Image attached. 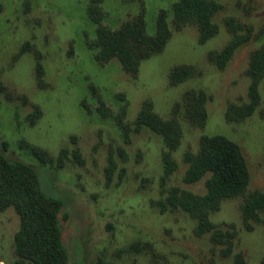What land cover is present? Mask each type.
Returning a JSON list of instances; mask_svg holds the SVG:
<instances>
[{"label": "rangeland", "instance_id": "obj_1", "mask_svg": "<svg viewBox=\"0 0 264 264\" xmlns=\"http://www.w3.org/2000/svg\"><path fill=\"white\" fill-rule=\"evenodd\" d=\"M177 1L101 0L103 25L111 30L142 18L153 36L158 15L167 16L171 37L165 48L143 60L132 76L117 60L96 61L90 0H0V153L10 163L31 166L45 194L61 201L68 264H232L235 253L247 264H264V213L248 229L242 197L224 200L210 216L216 227L234 233L230 255L226 245L196 237V222L185 212L162 213L159 207L172 187L205 193V178L183 181L184 157L198 152L202 136L235 142L249 173L247 193L264 194V81L250 117L237 123L225 119L230 104L249 101L245 72L251 53L264 44V0H215L221 4L213 16L217 33L204 44L195 25L173 27ZM248 32L250 41L223 70L208 60L210 52ZM180 66L192 67L194 76L172 86L170 72ZM199 90L207 95V121L196 127L179 116L182 140L170 152L176 168L166 176L163 156L170 150L162 137L145 127L130 132L126 143L119 116L124 113L123 123L132 126L142 104L150 103L155 114L168 119L186 92ZM101 105L108 115L99 111ZM34 148L54 162L42 163ZM109 156L115 167L108 181ZM18 229L13 209L0 212V264H14ZM135 244L141 248H131Z\"/></svg>", "mask_w": 264, "mask_h": 264}, {"label": "trees", "instance_id": "obj_2", "mask_svg": "<svg viewBox=\"0 0 264 264\" xmlns=\"http://www.w3.org/2000/svg\"><path fill=\"white\" fill-rule=\"evenodd\" d=\"M101 0H90L88 14L97 25L96 61L107 64L117 60L124 72L135 76L141 62L160 53L171 37V29L166 14L157 18L156 34L149 36L142 18L127 21L119 28L111 30L103 25L104 18L100 10ZM221 10V4L215 0H178L173 7L172 25L175 30H182L188 25H195L199 32L198 42L204 44L217 33L213 16ZM231 25V24H230ZM251 35H239L224 48L210 52L208 60L223 70L237 48L250 41ZM245 75L250 80L248 87L249 101L243 105L230 104L225 113L227 122H242L250 117L260 102L259 86L264 81V44L250 55ZM194 76L192 67H176L171 70L169 81L172 86ZM207 95L204 91H188L183 100L173 105L171 117L162 119L152 111L150 103H143L132 126L123 123L124 113L118 119L129 143L130 132L139 133L143 128L162 137L168 151L163 156L165 175L169 176L176 166L170 156L182 140L179 116L193 126L204 127L208 115L206 110ZM99 111L108 115L101 105ZM37 118V115L35 119ZM34 119V120H35ZM34 154L42 163L54 162L44 150L34 148ZM66 152L62 151V162ZM77 154V153H76ZM188 164L183 181L194 184L205 178V193L194 194L178 187H172L165 199L159 203L161 212L180 210L195 220L193 233L196 237L208 236L214 246L226 245L225 254L233 252V232L216 227L210 216L220 210L226 199L242 197L241 216L250 229V221L258 222L264 213V194L259 191L247 193L249 173L240 147L222 135L202 136L196 154L187 153L184 157ZM106 170L109 181L115 167L109 156ZM61 201L45 194L37 172L22 162L10 163L0 153V212L13 209L19 218V229L14 237V264H68V254L63 246L59 212ZM131 248H141L135 244ZM232 264H247L241 253H235Z\"/></svg>", "mask_w": 264, "mask_h": 264}]
</instances>
